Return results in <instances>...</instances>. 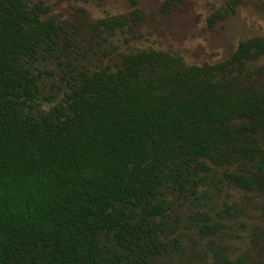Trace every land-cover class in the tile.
<instances>
[{"label": "trees", "instance_id": "trees-1", "mask_svg": "<svg viewBox=\"0 0 264 264\" xmlns=\"http://www.w3.org/2000/svg\"><path fill=\"white\" fill-rule=\"evenodd\" d=\"M140 24L134 11L94 29L134 37ZM75 48L40 2L0 0V264H158L180 249L169 197L196 194L206 161L249 163L224 180L264 190V65L252 67L264 37L204 66L146 49L84 67ZM41 59L63 63L58 100L34 73ZM208 220L193 217L199 237L222 228ZM209 251L210 264H244Z\"/></svg>", "mask_w": 264, "mask_h": 264}, {"label": "rangeland", "instance_id": "rangeland-1", "mask_svg": "<svg viewBox=\"0 0 264 264\" xmlns=\"http://www.w3.org/2000/svg\"><path fill=\"white\" fill-rule=\"evenodd\" d=\"M228 0H26L40 2L49 15L63 26L64 37L77 45L72 57L84 67L103 66L119 55L154 49L181 56L186 65H210L227 59L239 40L264 37V0H242L235 13L213 26L207 24L211 13ZM137 11L141 24L138 33L116 31L108 36L94 26L101 19L129 15ZM264 65V59L252 67ZM63 63L44 59L34 64L46 95L53 98L60 86ZM47 107V106H46ZM206 164L203 185L196 194L182 198L169 197L181 219L174 235L180 249L170 258L160 257L158 264H200L211 261L209 246L218 248L230 260L243 259L244 264H264V190L246 191L224 180L223 173L248 168ZM264 186V181H263ZM204 213L207 223L222 225L211 237H199L193 217ZM204 223V222H202Z\"/></svg>", "mask_w": 264, "mask_h": 264}]
</instances>
